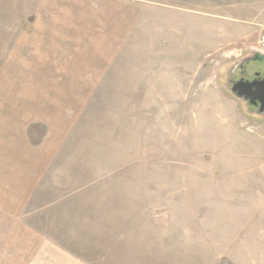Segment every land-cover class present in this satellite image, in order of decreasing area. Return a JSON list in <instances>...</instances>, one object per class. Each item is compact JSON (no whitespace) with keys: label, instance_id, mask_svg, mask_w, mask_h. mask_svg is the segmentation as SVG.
Here are the masks:
<instances>
[{"label":"rangeland","instance_id":"obj_1","mask_svg":"<svg viewBox=\"0 0 264 264\" xmlns=\"http://www.w3.org/2000/svg\"><path fill=\"white\" fill-rule=\"evenodd\" d=\"M262 33L264 0H0V264H264L229 85Z\"/></svg>","mask_w":264,"mask_h":264},{"label":"water","instance_id":"obj_2","mask_svg":"<svg viewBox=\"0 0 264 264\" xmlns=\"http://www.w3.org/2000/svg\"><path fill=\"white\" fill-rule=\"evenodd\" d=\"M253 56L245 58V61H264V54L254 51ZM232 92L236 95L237 99L244 100L250 107H259L258 114L264 116V79L245 81L240 80L234 83L231 87Z\"/></svg>","mask_w":264,"mask_h":264},{"label":"flooded vegetation","instance_id":"obj_3","mask_svg":"<svg viewBox=\"0 0 264 264\" xmlns=\"http://www.w3.org/2000/svg\"><path fill=\"white\" fill-rule=\"evenodd\" d=\"M249 58V57H248ZM258 61H245L243 60L236 69L233 70V75L235 78H232L229 81V85H233L234 83L245 80V81H254L256 79L262 80L264 79V61L258 62L261 67L258 69H250V66L253 63H257ZM259 107H256L258 109Z\"/></svg>","mask_w":264,"mask_h":264},{"label":"built area","instance_id":"obj_4","mask_svg":"<svg viewBox=\"0 0 264 264\" xmlns=\"http://www.w3.org/2000/svg\"><path fill=\"white\" fill-rule=\"evenodd\" d=\"M253 51L264 53V33L258 38L256 45L253 47Z\"/></svg>","mask_w":264,"mask_h":264},{"label":"crops","instance_id":"obj_5","mask_svg":"<svg viewBox=\"0 0 264 264\" xmlns=\"http://www.w3.org/2000/svg\"><path fill=\"white\" fill-rule=\"evenodd\" d=\"M236 120H239L240 121V119H239V116L238 117H236ZM243 125V124H242ZM247 128V130L249 131V132H256V128H259V126H254V124H253V126L252 127H246ZM216 132H219V131H217L216 130Z\"/></svg>","mask_w":264,"mask_h":264}]
</instances>
